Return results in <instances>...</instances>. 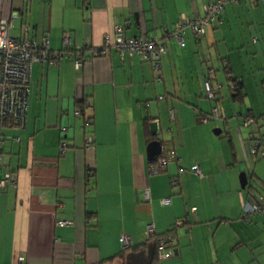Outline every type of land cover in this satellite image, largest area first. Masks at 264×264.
I'll list each match as a JSON object with an SVG mask.
<instances>
[{"label":"crops","instance_id":"0c3cea01","mask_svg":"<svg viewBox=\"0 0 264 264\" xmlns=\"http://www.w3.org/2000/svg\"><path fill=\"white\" fill-rule=\"evenodd\" d=\"M215 1L0 0V17L20 12L13 35L28 25L36 41L48 35L52 50L70 38L64 59L32 64L25 127L0 120V173L17 182L0 190V264H18L19 255L22 264H264V209L242 218L249 192H264V155L248 149L251 133L264 139V6L229 3L200 38L185 28L182 46L168 36L182 14L201 16ZM115 27L166 43L160 81L149 62L113 48L74 67L78 48H87L84 58L100 52ZM228 76L241 80L237 97ZM206 80L221 85L215 101ZM216 106L222 119L203 123ZM63 127L68 146L60 154ZM167 142L175 159L150 174ZM182 217L172 229L176 253L159 259L147 223L161 233ZM121 233L130 237L126 249Z\"/></svg>","mask_w":264,"mask_h":264},{"label":"built area","instance_id":"2783aa9c","mask_svg":"<svg viewBox=\"0 0 264 264\" xmlns=\"http://www.w3.org/2000/svg\"><path fill=\"white\" fill-rule=\"evenodd\" d=\"M239 0H216L204 8V14L201 16L189 17L181 15L179 21L169 37L174 38L181 46L184 45L183 34L185 28H190L192 33L200 38L206 32L208 26H213L220 23L219 15L224 11L225 5L229 3H237ZM264 4V0H261ZM19 16L18 11H12L8 16L0 17V120L10 119L20 128L25 127L27 121V110L29 104L30 93V73L31 66L34 62L41 64H56L67 55H69L70 38L68 35L63 37V49L52 50L49 45L48 35H45L41 42L29 36V26L25 25L22 29V34L19 36L12 35L14 20ZM253 41L256 42L254 36ZM115 49L121 58L124 55L132 56L137 54L143 61L149 62L152 70L155 73L157 80H161V58L167 53V46L163 40L157 38H146L142 36L124 37L123 28L115 27L113 36L105 35L103 38V48L100 52L93 51L90 57L84 58V51L87 48H78L75 52L76 59L73 61L76 69L80 68L86 59H91L99 54L107 55L109 49ZM230 81L229 89L234 90L239 83L228 76ZM220 84H211L208 81L204 82L205 95L209 100H217ZM160 98H163L161 96ZM89 101L85 104L89 105ZM76 115H81L82 111L77 110ZM172 118V111L170 112ZM216 119H222L219 108L212 107L208 113L201 116L203 123L210 122ZM253 122L252 117L246 116L243 121V126L248 127ZM68 127L61 128L62 134L59 141V153L64 154L67 149L66 132ZM85 148L91 149L94 146L93 138L90 134L85 137ZM249 152L253 155H264V140L261 137H254L250 134V143L248 145ZM1 158V157H0ZM175 159L173 145L171 142L163 144L162 150L149 164V173L155 174L163 171L167 164ZM193 172L196 175H202L198 164L193 167ZM171 183H177L176 177H171ZM16 186L17 182L12 173L6 171L0 173V190L7 185ZM169 196L162 197V204L169 203ZM264 208V194H249L243 203L242 218L249 219L255 212H261ZM195 210V206L191 207ZM184 217L177 219L173 227L167 231L158 233L151 222H148L145 229L146 237L155 238L156 255L159 259L170 257L173 253L172 229L184 223ZM60 224H68L71 221L61 219ZM122 248L130 247V237L125 233L119 236ZM18 264H22L23 255L17 257Z\"/></svg>","mask_w":264,"mask_h":264},{"label":"trees","instance_id":"16d2710c","mask_svg":"<svg viewBox=\"0 0 264 264\" xmlns=\"http://www.w3.org/2000/svg\"><path fill=\"white\" fill-rule=\"evenodd\" d=\"M249 1H253V0H249ZM239 2V1H238ZM237 2V3H238ZM260 2H261V4L264 6V4L262 3V1L260 0ZM232 4V3H231ZM235 4V3H234ZM16 11H18V10H16ZM19 12V11H18ZM19 16H20V12H19ZM18 16V17H19ZM17 17V18H18ZM218 19H220V23H221V18H220V15H219V17H218ZM215 25H218V24H215ZM214 26V25H213ZM208 27H211V26H208ZM190 29V28H189ZM191 30V29H190ZM192 32V31H191ZM11 33H12V31H11ZM13 35V34H12ZM113 36V35H112ZM256 37V42L259 40V38H258V36H255ZM253 38L254 37H252V41H253ZM43 40V39H42ZM253 43H255L254 41H253ZM166 44V43H165ZM226 66V65H225ZM232 78V77H231ZM232 80H234V81H238L239 83L237 84V87L234 89V90H231V91H233L234 92V94H235V96L237 97L238 96V94H241L240 92L242 91V83H241V80L239 79H237V78H232ZM206 81H208V80H206ZM205 82V81H204ZM209 82V81H208ZM211 83V82H210ZM211 84H213L214 85V83H211ZM253 117V116H252ZM253 119V118H252ZM246 128H249V127H246ZM263 139V138H262ZM264 140V139H263ZM261 193H263L264 194V192H261ZM249 194H251V195H253V194H257V193H251V192H249ZM248 194V195H249ZM264 209V208H263ZM257 213H260V212H255V213H253V214H257ZM250 218V217H249ZM154 241H155V238H154ZM155 253H156V241H155Z\"/></svg>","mask_w":264,"mask_h":264},{"label":"water","instance_id":"95a60500","mask_svg":"<svg viewBox=\"0 0 264 264\" xmlns=\"http://www.w3.org/2000/svg\"><path fill=\"white\" fill-rule=\"evenodd\" d=\"M150 130L152 132H156V130H157V124H156V122H151L150 123ZM241 181H242L241 185L244 186L245 183H246V175H245V172L242 173ZM173 253H176V250L175 249H173Z\"/></svg>","mask_w":264,"mask_h":264},{"label":"rangeland","instance_id":"374dc122","mask_svg":"<svg viewBox=\"0 0 264 264\" xmlns=\"http://www.w3.org/2000/svg\"><path fill=\"white\" fill-rule=\"evenodd\" d=\"M257 76H258V74H257ZM258 115H260V114H258ZM261 115H262L261 118L259 116L258 117L260 118L261 122L264 124V98H263L262 113H261Z\"/></svg>","mask_w":264,"mask_h":264},{"label":"bare ground","instance_id":"6f19581e","mask_svg":"<svg viewBox=\"0 0 264 264\" xmlns=\"http://www.w3.org/2000/svg\"><path fill=\"white\" fill-rule=\"evenodd\" d=\"M161 152V151H160ZM173 241V240H172ZM172 246H173V242H172Z\"/></svg>","mask_w":264,"mask_h":264}]
</instances>
